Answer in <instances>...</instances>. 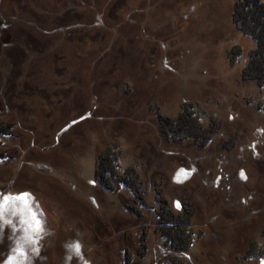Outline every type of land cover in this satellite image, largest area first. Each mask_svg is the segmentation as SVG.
<instances>
[{"label":"rangeland","instance_id":"374dc122","mask_svg":"<svg viewBox=\"0 0 264 264\" xmlns=\"http://www.w3.org/2000/svg\"><path fill=\"white\" fill-rule=\"evenodd\" d=\"M240 1L0 0V264H261Z\"/></svg>","mask_w":264,"mask_h":264},{"label":"trees","instance_id":"16d2710c","mask_svg":"<svg viewBox=\"0 0 264 264\" xmlns=\"http://www.w3.org/2000/svg\"><path fill=\"white\" fill-rule=\"evenodd\" d=\"M260 0H243L241 4V10L236 13L237 19L240 17L244 25H247V32L251 35L256 34L254 37L257 39V49L250 55V63L245 71V78L253 79L258 83L264 85V12H260L259 6L263 2ZM239 21V19H238ZM250 25V26H249ZM258 30V32H257ZM259 33V34H258ZM235 53L233 52V55ZM247 75V76H246Z\"/></svg>","mask_w":264,"mask_h":264},{"label":"snow or ice","instance_id":"6c2138e0","mask_svg":"<svg viewBox=\"0 0 264 264\" xmlns=\"http://www.w3.org/2000/svg\"><path fill=\"white\" fill-rule=\"evenodd\" d=\"M37 224H38V222H37ZM77 248H78V246H77ZM10 261H11V258H10ZM261 264H264V260H261Z\"/></svg>","mask_w":264,"mask_h":264}]
</instances>
